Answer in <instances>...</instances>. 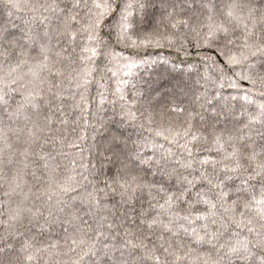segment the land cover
<instances>
[{"label":"snow or ice","instance_id":"1","mask_svg":"<svg viewBox=\"0 0 264 264\" xmlns=\"http://www.w3.org/2000/svg\"><path fill=\"white\" fill-rule=\"evenodd\" d=\"M0 264H264V0H0Z\"/></svg>","mask_w":264,"mask_h":264},{"label":"trees","instance_id":"2","mask_svg":"<svg viewBox=\"0 0 264 264\" xmlns=\"http://www.w3.org/2000/svg\"><path fill=\"white\" fill-rule=\"evenodd\" d=\"M143 51L146 55V58H155L158 62L156 65L153 66V68L148 69L143 73L147 78L153 80H159L161 84H165V85L171 83L174 80V78H176V74L168 71L170 65H164L159 62L161 58L170 59L172 56L175 55V53L170 52L169 49L167 48H152V47H149ZM187 59L191 63H195L197 61L198 56L195 50L191 51ZM148 73H151V75L149 76Z\"/></svg>","mask_w":264,"mask_h":264}]
</instances>
